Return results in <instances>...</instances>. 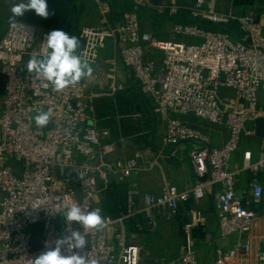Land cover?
Wrapping results in <instances>:
<instances>
[{
    "label": "built area",
    "instance_id": "1",
    "mask_svg": "<svg viewBox=\"0 0 264 264\" xmlns=\"http://www.w3.org/2000/svg\"><path fill=\"white\" fill-rule=\"evenodd\" d=\"M131 1L132 10L118 21L103 17L81 29L77 59L92 66L91 77L96 78L106 73L101 53L109 42L116 45L123 72L108 91H121L134 81L164 124L163 143L192 145L195 181L184 191L170 184L158 194L129 189L124 212L97 218L93 200L107 192L113 179L124 180L155 163L148 160V149L106 161L115 144H103L108 131L95 126L93 95L87 94L92 80L35 71L26 58H48L51 35L14 18L0 39V73L7 77L0 96V264H140L143 248L126 222L141 214L151 229L153 213L169 218L181 204L207 192L214 196L219 238L234 239L230 248L215 249L213 264H264V210L259 209L264 201V136L255 160L250 152L241 163L232 159L241 138L254 136L244 123L264 118V0H246L248 6L237 17L219 13L215 0H194L193 19L224 27L234 22L235 29L174 24L172 39L165 41L141 30L139 12L153 9L173 16L180 7L174 0L166 5ZM147 49L161 53L159 64L146 59ZM220 89L232 96H221ZM180 115L224 127L226 141L211 146ZM245 173L247 184L240 190ZM198 222L194 218L191 225ZM33 238L41 241L39 251L33 250ZM166 264L198 262L187 243Z\"/></svg>",
    "mask_w": 264,
    "mask_h": 264
},
{
    "label": "crops",
    "instance_id": "2",
    "mask_svg": "<svg viewBox=\"0 0 264 264\" xmlns=\"http://www.w3.org/2000/svg\"><path fill=\"white\" fill-rule=\"evenodd\" d=\"M17 1L13 0L19 9V15L16 18L33 25L38 32H47L51 35L50 56L48 58H42L33 55L27 57L26 60L38 72L55 74L61 71L65 77L79 82L92 80L88 86L87 94L93 95V117L95 126H99L97 123V105L99 103L101 104L105 99H112L117 94L116 92L110 93L108 91V85H111L115 81V77L120 76L123 72L117 47L112 42L107 44L106 49L101 53L100 57V62L105 66L106 73L99 74L96 78L91 77L93 72L92 66L79 61L77 54L82 47V41L79 36L81 29L97 25L103 17L112 20L110 5L102 0H24L21 5ZM145 16L146 13L142 15V19L140 20L141 30L153 35L154 31L151 29V26L143 22ZM4 33V30L0 31V39ZM147 53H150V56H146L147 60H152L156 64H159L161 59L160 52L152 49L148 51L147 49ZM127 87L126 84L124 89ZM219 94L223 97L232 96L230 91L224 89H220ZM260 95L263 97L262 95L264 94L260 93ZM139 113L129 117L134 118ZM120 119L121 116L119 115H116L114 118V121L117 123V130L120 129ZM159 119L160 117L157 113L156 122L153 124V128L146 142L133 140L138 150H149L147 158L149 161H153L155 165L149 169L136 171L124 180L113 179L110 186V202L108 201V204H106L108 211L116 214L124 212L126 207V193L129 189H136L140 194H158L164 184L173 185L179 191H184L192 187L195 181V173L189 157L192 145L189 143L165 145L163 143L164 124L160 127ZM252 137L247 138L248 142L244 143L245 145L241 153H234L232 157L234 162L241 163L245 152L251 153L252 160L257 158L261 141L259 138L255 140ZM124 140L127 139L117 140L115 149H118L119 147L117 148V145L122 144ZM223 142L224 140L221 139L213 147H220ZM114 155L112 153L107 156L106 161L114 162L118 160L114 159ZM246 184L247 175L245 173L240 177L238 189H243L246 187ZM101 201H103V198ZM213 201L214 196L208 192L200 200L191 198L186 203L180 205L179 210L172 220V223H174L173 227L178 226L181 228L182 226H189L184 235L185 245L187 243L191 245L195 251L198 264H213L215 249H228L234 240L233 238H219ZM135 202L137 205H140L141 197L137 196ZM98 205L100 208L103 206L100 203ZM259 209L264 210V201L262 207ZM101 213L102 216L108 215L102 208ZM156 214L158 213L151 215L154 221L157 218ZM102 216H98L97 214L96 217L100 218ZM194 218H198L200 222L191 225ZM252 237H255V233ZM254 242L256 241L254 240ZM141 246L144 252L145 247L143 245ZM184 246L175 256L182 251ZM143 255L141 256L140 264H150L143 261L145 257Z\"/></svg>",
    "mask_w": 264,
    "mask_h": 264
},
{
    "label": "rangeland",
    "instance_id": "3",
    "mask_svg": "<svg viewBox=\"0 0 264 264\" xmlns=\"http://www.w3.org/2000/svg\"><path fill=\"white\" fill-rule=\"evenodd\" d=\"M169 1L170 0H153V3L155 5H166L169 3ZM174 2L176 5H178V7H180L179 11L176 14L177 23L182 25V22H188L190 20V10L194 4V0H174ZM1 3L2 4L0 5V31H6L13 19L19 15V9L17 5L13 2V0H1ZM261 5L264 6V2H262ZM247 6L248 4L246 3V0H215V7L219 13L222 14L231 12L235 17L241 14ZM175 21L162 18L159 16V14H157V12L146 13L145 19H143V22L147 25H150L151 29H153V36L156 39L163 41L172 39L171 29L176 23ZM234 24V22L231 23L229 28H234ZM184 39L190 43L198 41L197 39L193 38H187L182 36L176 37V40ZM148 51H150V49H148ZM146 56H150V53L145 54V57ZM177 117L181 121L198 129L204 136L208 138L209 143L212 146H216L217 143L221 141V139L224 140V142L226 141L225 139L227 138V132L224 127L210 124L204 120L195 118L192 115H180ZM38 118L39 120H42L41 116H39ZM131 119H134V121L136 122L138 121V119L140 120L141 118L140 116H135ZM159 121L160 127H162L161 125L163 124V122L161 121V119H159ZM46 128H48V126ZM132 135L134 136L135 133H127V140H124L122 144L117 145V148H119L115 149L112 152L113 154H115L114 159L128 158L133 155L136 151H138V148L133 142V140H136V136L132 137ZM247 138L248 136H243L241 138L235 154H239L242 152V149L245 145L244 143L248 142ZM105 194L106 192L100 193L93 200V212L96 216L97 214L98 216H102L101 208L98 204L100 203L102 198H105ZM140 216L141 215H136L132 217V219L136 220V222L133 223L134 226L132 225L133 228H131L130 231L136 234L134 241L137 244L143 245L145 247V254L144 252V255L142 254L143 256H145L143 258V261H146L150 264H166L167 260L173 258V256H175L179 252V250L185 245L184 235L187 231V227H173L174 223H172V220L174 219L175 215L166 218L161 216V214H156L157 218L155 219V226L151 229H148L146 227H143L144 219L142 220ZM136 225H140L143 228L142 231H140L139 233L135 231Z\"/></svg>",
    "mask_w": 264,
    "mask_h": 264
},
{
    "label": "trees",
    "instance_id": "4",
    "mask_svg": "<svg viewBox=\"0 0 264 264\" xmlns=\"http://www.w3.org/2000/svg\"><path fill=\"white\" fill-rule=\"evenodd\" d=\"M107 2L111 8V18L112 21H118L125 12H129L132 10V1L131 0H102ZM19 5L24 2V0H18ZM153 9H143L139 12V20L142 19V15L145 13H156L152 11ZM160 17L175 21L177 15L167 16V15H160ZM190 20L188 22L183 23L182 25L187 26H198L206 30L218 31V30H225L228 31L230 28L234 29L233 27H224L221 25H212L206 21H202L199 19H193L189 15ZM177 23V20L175 21ZM228 28V29H225ZM127 88L121 91H117L116 95L113 96L112 99H105L97 105L98 108V117L97 126L99 130H107L108 137L103 140V144H115L119 139H126L127 133H135L137 142H146L148 140V135L150 134L153 124L156 122L157 113L155 112V108L152 105V102L144 97L140 91L138 90L134 81L130 80L127 82ZM139 105L140 113V120L134 121L131 119V115H135V106ZM116 115L121 116L119 121L120 129L117 130V123L114 121ZM132 135V137H134ZM255 140H258L256 137H252ZM110 187L105 194V198L103 201L100 202L103 211H105L108 215H116L112 211L107 210L108 201L110 202ZM141 215V214H140ZM140 218L143 220V227L148 228L146 225V217L141 215ZM136 220L132 218L126 222V228L130 231L133 228ZM133 225V226H132ZM142 227L140 225H136L135 231L139 233L142 231Z\"/></svg>",
    "mask_w": 264,
    "mask_h": 264
},
{
    "label": "water",
    "instance_id": "5",
    "mask_svg": "<svg viewBox=\"0 0 264 264\" xmlns=\"http://www.w3.org/2000/svg\"><path fill=\"white\" fill-rule=\"evenodd\" d=\"M6 81H7L6 75L0 73V96L3 95ZM135 112L139 113V105L135 106ZM244 130L246 132H254L255 137L262 138L264 136V118H258L253 122H249V121L245 122ZM32 246L34 251H39L41 248V241L39 239L33 238Z\"/></svg>",
    "mask_w": 264,
    "mask_h": 264
}]
</instances>
